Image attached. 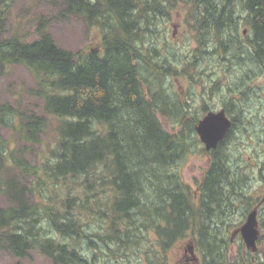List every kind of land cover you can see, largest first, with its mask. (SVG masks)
<instances>
[{
	"label": "trees",
	"instance_id": "16d2710c",
	"mask_svg": "<svg viewBox=\"0 0 264 264\" xmlns=\"http://www.w3.org/2000/svg\"><path fill=\"white\" fill-rule=\"evenodd\" d=\"M15 1L0 0V31ZM63 2L58 14H77L97 27L99 52L56 44L47 15L37 16L36 37L25 39L12 32L0 39V67L27 68L34 79L29 92L41 100V109L34 104L29 112L0 101V163L32 176L51 194L29 201L23 185L9 187L12 199L0 207V247L14 258L36 250L52 264H97L98 254L81 247L83 239L89 247L101 251L102 244L119 256L126 254L128 245L140 244L144 230L151 228L161 249L196 231L198 244L216 257L223 218L231 214L244 189L233 159L240 156L227 147L232 140L240 141L238 123L252 121L247 109L239 107L242 92L238 98H225L232 126L207 152L194 130L201 115H192L188 95L181 98L176 90L171 94L168 82L178 75L193 79L200 61L215 56L220 64L236 60L235 66L247 65L264 74V0ZM177 6L187 8L185 21L197 40L195 58L172 67L157 61L162 57L155 55L153 46L154 55L144 54L142 36L154 32L151 25L158 15H169ZM141 63L151 69L152 79L140 74ZM202 108L203 114L210 110L204 102ZM159 116L179 127L167 130ZM52 119L57 136L49 157L31 166L26 154ZM2 126L10 137L2 135ZM196 146L210 161L193 191L178 167ZM26 189L34 194L42 187ZM91 221L99 227L90 233L86 227Z\"/></svg>",
	"mask_w": 264,
	"mask_h": 264
},
{
	"label": "rangeland",
	"instance_id": "374dc122",
	"mask_svg": "<svg viewBox=\"0 0 264 264\" xmlns=\"http://www.w3.org/2000/svg\"><path fill=\"white\" fill-rule=\"evenodd\" d=\"M51 1L16 0L13 6L7 9L8 11L6 10L5 18L2 21L3 29L0 31V39L8 37L12 32H18L25 39L36 37L35 24L37 16L47 15L51 17L48 30L59 46L81 52L101 48L100 33L97 27L88 26L80 15L58 14L64 7L63 0ZM186 11L185 6H177L169 15H158L159 21H156L157 18H155L154 24L151 25L154 32L147 31L142 36L144 54L151 53L154 55L153 51L150 52L151 46H153L157 50L155 55L162 57L157 61L166 64L168 62L172 67H181L192 59V56L194 57L192 50L196 47L197 39L189 23L185 21ZM240 28L243 29L244 25H241ZM197 57L199 58V56ZM216 58L215 56L207 61L201 60L198 69H194L192 72L193 79H190L187 75L170 78L168 89L171 94H174L175 90L179 92L181 98L188 95L190 113L194 116L203 114V102L211 110L218 109L223 103L229 107V103L225 101V98L228 96L229 99L238 98V95L241 92L243 93L244 100L241 102L242 106L239 105V107L247 109L245 112L246 117L252 122L249 125L246 124L247 126L238 123L241 126L242 133L237 132L236 136L240 141L237 144L235 140H232L230 146L227 147L228 149H236V154L240 156L241 166L238 168V172L243 176L246 170L254 169L256 163L262 159V156L264 157V74L261 73L260 69L256 71L257 69L247 67V65L235 66L236 60L228 61L227 64H220ZM139 70L143 77L148 78L149 76L152 79L153 73L144 63H141ZM33 86L34 79L23 65L14 64L0 67V101L9 102L11 105L27 112L36 108L34 107V104H36L37 106L40 105V110L41 100L29 92V89ZM159 119L169 131H175L179 127V124L170 123L162 116H159ZM54 125L53 119L48 121L44 132L41 134L40 142L36 143L26 154V159L31 166L37 164L39 160L49 157V148L53 147L57 136ZM1 132L4 137H10V131L7 127L2 126ZM201 146L202 144H200ZM207 161L206 154L197 146L193 147L192 151L181 161L178 168L182 180L188 183L192 190L196 188V182L202 177ZM263 166V161H261L260 167ZM263 174L260 179H258L257 174L254 176L258 180L256 188L260 192L264 188ZM13 184L25 187L24 195L29 201L40 196L47 198L51 195L47 194L46 187L38 183L32 176H24L16 167L7 163H0V207L5 206L12 199L9 187ZM25 185L30 188H32V185L37 188L40 185L42 189L40 193L35 191L33 194L27 191ZM58 192L61 194L62 189H58ZM239 218L240 214H237L235 220ZM261 219H264V213L261 214ZM98 227L97 221H91L86 228L90 229L89 232L91 233L97 230ZM261 231L264 236V229H261ZM227 233H229L228 229ZM143 235L144 238H140V244L128 245L123 251L126 254L119 256H114V254L108 252L107 247L100 243L101 251L93 246L89 247V243L85 241L86 239H83L80 244L89 253L93 251L98 254L97 264H165V262L166 264H177V254L181 245L184 244L183 240L180 239L171 247H168L167 244L164 249H161L157 243L158 238L155 231L146 228ZM149 248H151V251H148ZM234 250L235 246L232 245V253ZM258 253L260 254L259 258L255 256L254 259H259L264 263V247ZM0 264L52 263L46 256L36 250H31L26 257L14 258L0 247Z\"/></svg>",
	"mask_w": 264,
	"mask_h": 264
},
{
	"label": "flooded vegetation",
	"instance_id": "af4514ba",
	"mask_svg": "<svg viewBox=\"0 0 264 264\" xmlns=\"http://www.w3.org/2000/svg\"><path fill=\"white\" fill-rule=\"evenodd\" d=\"M227 108L228 107L225 105L224 109ZM232 110L235 111L234 106ZM207 158L208 161L205 169H207L210 161L209 156H207ZM235 158L236 157L233 156L234 162L238 165H235V167L237 166L235 168L237 171V178L242 182L244 189L242 196L236 198L234 204L235 208L231 210V214L227 216V218H223L222 224L224 225V228L223 234L221 235L222 245L218 248L219 251L223 253V257L221 254L219 255V251L216 257L208 255L206 247H203L202 244H198V237L196 236L197 232H188L186 236L176 238L168 243V247H171L180 239L183 240L184 244L181 245L177 254V264H264L259 259H254L255 256H258L259 258L260 254L258 251L262 250L264 247V236L261 234V229H264V219H261V214L264 213V201H261L264 188L261 192L256 188L258 180L254 177L257 174L258 179L262 178L264 166L262 167V173L259 169L261 168L260 162L263 161L264 164V157L256 163L254 169L246 170L243 176L238 172V168L241 166V162H239L240 159L238 158L239 160L237 159L236 161ZM204 174L205 173L203 172L202 178ZM255 208L257 210L258 239L256 241L255 250L250 251L245 245L239 228L244 223L247 213ZM237 214H240V218L235 220ZM227 229L229 233H227ZM232 245L235 246L233 253L231 251Z\"/></svg>",
	"mask_w": 264,
	"mask_h": 264
},
{
	"label": "water",
	"instance_id": "95a60500",
	"mask_svg": "<svg viewBox=\"0 0 264 264\" xmlns=\"http://www.w3.org/2000/svg\"><path fill=\"white\" fill-rule=\"evenodd\" d=\"M232 125V120L227 116L225 110H210L201 116L195 126V132L206 150L215 148L222 141L227 131ZM264 201V192L262 194ZM256 209L250 211L245 222L239 228L246 246L255 249V242L258 238Z\"/></svg>",
	"mask_w": 264,
	"mask_h": 264
}]
</instances>
